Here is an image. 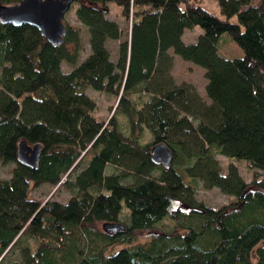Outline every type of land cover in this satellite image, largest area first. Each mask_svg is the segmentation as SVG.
<instances>
[{
  "label": "trees",
  "instance_id": "trees-1",
  "mask_svg": "<svg viewBox=\"0 0 264 264\" xmlns=\"http://www.w3.org/2000/svg\"><path fill=\"white\" fill-rule=\"evenodd\" d=\"M74 1L89 31L80 63L78 28L65 24L55 45L34 25L0 22V161L14 163L0 179V264L11 256L8 264H264V0H217L223 17L197 0ZM110 2L130 21L115 60L106 41L122 31L107 15ZM196 25V40L184 42ZM223 33L241 56L218 53ZM170 49L204 68L208 101L192 84L174 83ZM62 61L72 68L63 71ZM88 86L116 96L107 122L94 115ZM141 93L148 98L139 103ZM145 128L151 140L140 143ZM21 140L40 143L36 166L18 159ZM158 142L172 150L169 166L151 158ZM216 151L245 160L251 179L233 162L222 173ZM180 158L193 181L235 201L215 208L194 199ZM107 164L120 171L106 175ZM43 183L71 194L32 196ZM165 218L174 231L136 242ZM107 221L124 226H97Z\"/></svg>",
  "mask_w": 264,
  "mask_h": 264
},
{
  "label": "rangeland",
  "instance_id": "rangeland-1",
  "mask_svg": "<svg viewBox=\"0 0 264 264\" xmlns=\"http://www.w3.org/2000/svg\"><path fill=\"white\" fill-rule=\"evenodd\" d=\"M200 5H202L205 9L208 11L215 13L221 17H223V13L221 12L219 2L217 0H197ZM77 6V3L73 1L67 10V12L64 15L63 23L67 25H71L73 27H76L80 31L81 36V50L80 54L77 60V63H80L90 52V43H89V31L86 25L80 23L76 16H75V8ZM108 13L107 15L116 20L119 24L122 35L121 38L118 39H108L106 41V46L110 51L111 59L115 60L117 55V47L119 41L126 37L130 25V21L125 19L123 16L120 15V7L117 6L115 3L110 2L108 3ZM202 31V28L200 26H194L192 28H186L184 30V34H182V39L184 42H193L196 40L197 35ZM227 34L223 33L221 35V39L218 42V53L222 56L234 58L237 56L242 55V51L240 47L232 40L226 38ZM170 53L173 55V64L170 69V75L173 78L174 83L180 84L182 82H187L192 84L202 99L208 101V97L205 92V85H206V78L204 76V68L194 64L193 62L183 59L178 54L174 53L172 49L169 50ZM61 68L63 71H68L72 68V65L68 64L66 61L61 62ZM85 92L96 102V109L94 110V115L103 120L104 122H107L108 118L112 115L113 108L116 104L117 98L114 94L94 89L90 86L86 87ZM148 95L141 93L140 102L141 103L144 99H147ZM117 117H119V122L121 127H127L126 124V117L123 114H116ZM123 125V126H122ZM151 132L148 129H144L140 138V143H145L151 140ZM215 156L220 162L221 165V171L222 173H226L227 171V165L231 162L237 165L239 172L241 176L245 180H250L252 176V171L249 169L247 162L243 159H236L233 157H229L226 155H223L216 151ZM185 164V160L178 159L175 162V166L177 167V170L183 175V179L185 183L192 184L194 187V193L193 197L197 201L203 202L207 206L219 208L221 206L230 204L231 202L235 201V197L230 194H226L222 192L218 187H211V188H205L202 185V182L200 180L193 181L184 171L183 166ZM14 167V163L8 162L3 163L0 161V179H6L10 177L11 171ZM119 172L120 169H117L112 164H107L104 172L107 175L111 172ZM130 178L127 177L123 181H129ZM70 191L65 188L62 185L52 186L48 183H43L42 185L32 188L31 189V195L39 198V199H56L60 201H66L70 196ZM127 209L123 207L122 213H121V222L127 221V215H126ZM97 226L100 229H103V223H98ZM174 231L173 229V223L169 219H163L155 224L154 228L152 229H146V230H140L136 234V242H146L148 241L151 236H153L155 233L159 232H170ZM122 245L117 244L114 245L113 249H118ZM14 256H11L7 258L5 263L8 264L11 259H13Z\"/></svg>",
  "mask_w": 264,
  "mask_h": 264
},
{
  "label": "water",
  "instance_id": "water-1",
  "mask_svg": "<svg viewBox=\"0 0 264 264\" xmlns=\"http://www.w3.org/2000/svg\"><path fill=\"white\" fill-rule=\"evenodd\" d=\"M74 0H19L13 4H0V22L20 25L27 23L36 26L52 44H60L66 34L67 28L63 18ZM116 106V104H115ZM113 108V111L115 109ZM112 111V113H113ZM41 145L28 144L21 140L18 145V159L36 166L40 156ZM151 158L154 162L169 166L172 161V150L164 142L154 144L151 150ZM118 221L104 222L103 227L107 231L123 228Z\"/></svg>",
  "mask_w": 264,
  "mask_h": 264
},
{
  "label": "crops",
  "instance_id": "crops-1",
  "mask_svg": "<svg viewBox=\"0 0 264 264\" xmlns=\"http://www.w3.org/2000/svg\"><path fill=\"white\" fill-rule=\"evenodd\" d=\"M184 34V33H183Z\"/></svg>",
  "mask_w": 264,
  "mask_h": 264
}]
</instances>
